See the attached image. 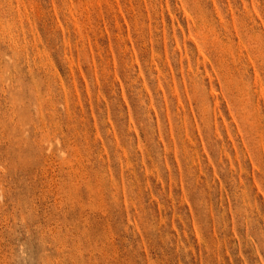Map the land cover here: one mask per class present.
<instances>
[{"label":"rangeland","instance_id":"1","mask_svg":"<svg viewBox=\"0 0 264 264\" xmlns=\"http://www.w3.org/2000/svg\"><path fill=\"white\" fill-rule=\"evenodd\" d=\"M0 264H264V0H0Z\"/></svg>","mask_w":264,"mask_h":264}]
</instances>
